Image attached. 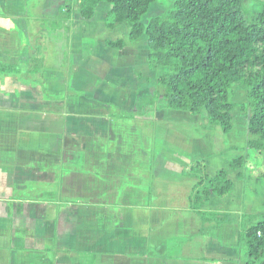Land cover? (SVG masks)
<instances>
[{
  "label": "crops",
  "instance_id": "0c3cea01",
  "mask_svg": "<svg viewBox=\"0 0 264 264\" xmlns=\"http://www.w3.org/2000/svg\"><path fill=\"white\" fill-rule=\"evenodd\" d=\"M25 2L0 0V56L20 61V72H0V264H237V225L224 223L215 236L202 235L199 212L264 211V179L248 175L239 180L242 188L233 198L231 179L229 195H212L201 208L176 203L185 197L181 183L188 164L213 156L203 151L211 149L212 139L207 132L197 135L174 126L175 119L185 116L164 109L163 101L155 108V119L173 122L171 127L158 123L156 134L163 142H156L159 161L154 166L175 178H155L163 184L154 192L149 175L146 185L142 179V201L129 203L135 178L127 171H110L116 161L119 167L129 162L111 146L109 137L118 126L101 105L113 102L100 80L106 76L104 81L112 85L120 72L118 59L102 76L98 71L103 62L96 59L97 53L116 50L105 45L104 51H93L92 32L82 34L77 39L86 55L78 60L76 77L69 66L63 73L62 53L51 59L49 51L43 62V91L38 76L34 81L25 76L31 54ZM100 6L108 11L100 3L84 22H92ZM79 53L75 51V57ZM88 84L93 93L85 90ZM198 115L191 114L184 124ZM155 198L161 203L153 202Z\"/></svg>",
  "mask_w": 264,
  "mask_h": 264
},
{
  "label": "trees",
  "instance_id": "16d2710c",
  "mask_svg": "<svg viewBox=\"0 0 264 264\" xmlns=\"http://www.w3.org/2000/svg\"><path fill=\"white\" fill-rule=\"evenodd\" d=\"M243 1L163 0V12L146 23L142 18L157 0H65L60 12L62 20L78 15L86 21L94 16L100 3H107L108 29L122 26L127 34L124 38L106 40L105 45L118 51L145 37L146 65L157 73L152 96L162 98L164 109L192 115L204 111L207 121L201 128L219 129L226 134L233 127L232 110L238 106L245 117V144L241 149L261 154L264 151V0L259 1L260 9L247 17ZM41 2H25L29 22L40 16L36 9ZM29 47L31 54L25 76L32 81L36 80L32 77L38 76L36 81L44 91L40 78L44 58L37 53L39 43L35 40ZM0 72H20L19 59L0 56ZM234 88L246 91L244 103H235ZM68 89L72 91L71 87ZM239 164L243 171L249 170V176L264 177V170L246 168L254 167L249 158L235 157L230 166L240 168ZM227 173L220 168L210 175L205 159L194 160L183 172L185 186L192 189L184 197L187 207L201 208L212 195H229L233 181ZM199 218L200 233L212 237L221 224H236V261L264 264V211L253 214L200 211Z\"/></svg>",
  "mask_w": 264,
  "mask_h": 264
},
{
  "label": "rangeland",
  "instance_id": "374dc122",
  "mask_svg": "<svg viewBox=\"0 0 264 264\" xmlns=\"http://www.w3.org/2000/svg\"><path fill=\"white\" fill-rule=\"evenodd\" d=\"M259 1L260 0L243 1V12L246 17L256 13L260 9ZM65 3V0H42V2L40 3V7L36 9L40 12V16L33 17V19L29 23L28 33L31 40L29 44H33V41L35 40L37 44L39 43V51H37V53L40 52L44 60L45 57H47L49 51H51V59H54L55 56L57 58V56H60V54L62 53L64 55L63 63L65 65L62 69L63 73L65 72L67 66H69V71L73 70L74 77H76L79 69L78 60H82L83 56L86 55L84 54V51L80 50L81 46L78 41L79 39L77 38H80L82 34L92 32L91 36L93 37H91L92 44H90V47L93 51H97L99 49H104L106 40H117L119 38H124L126 35L123 36L122 31L125 30V34H127V30L122 26L115 29H108L105 21L107 8L101 6L100 8H98L95 18L94 20H92V22L90 21L86 23L84 22V20L81 21L78 15H73L68 20H62L60 9L64 7ZM162 3H164L163 0H157V2H155L149 8L145 16L142 18V21L146 23V21L150 17L160 15L164 10ZM103 4H106V6H108L107 3ZM73 36L74 38L76 37V41L72 39ZM136 43L137 45L135 46L137 47L134 50L133 47H131V44H128L131 49H127L124 47L123 49L118 51H111V54L109 52H102L101 54L97 53L99 56L96 57V59L102 60L103 62V66L101 68L98 67V72L101 76L107 74V72L105 71L106 66L113 64L116 58L118 59L117 66L120 72L117 74V77L115 76V78H113L114 80L111 81L110 79L112 85L109 86L110 82L104 81L106 76H103L100 80L101 83L105 86H102L103 93L105 92L109 97L112 96L113 102L109 103L108 101H102L101 105L102 112H111V117L113 120H115V124H117L118 126L117 132L109 137L111 146L113 148H116L117 155H127L129 162V166L119 167L120 165H118V161H116L115 166H113V168H110V171L113 169L116 170L117 173L121 174H123L124 171H127L128 177L135 178L133 189L134 198L129 199V203L130 201H132V204H134V206H137L135 204H138V201H142L139 200V197L141 198V196L143 195L142 179L146 180V185V183H148V178L150 175L152 181V189L154 192H157V190H160L158 189V184L161 185L163 184V182L157 183V179L155 178H175L173 174H169L168 172H166L165 168H159L156 167V165L154 166V164H158L159 161L158 158H155L157 154L155 150L156 142H163L159 140V137L156 134L159 125L158 123H160L161 127H171V123L173 121L168 117H160V121H157L155 119V108L161 105L163 102L162 98L154 99V97L152 96V92L156 86L157 73L150 71L147 68L145 37L142 36L141 39L136 41ZM75 51L80 52V55L76 54L75 57ZM59 60L60 59L56 61L52 60L51 63H56ZM87 60L88 58L86 56V63L89 61ZM81 62L83 64L84 60ZM46 73L47 72L44 71L40 75V78L43 79V76ZM71 88L73 90V87ZM85 90L88 93H93L94 89L93 86H90L88 84ZM103 96L102 99L105 98ZM245 98V90L234 88V101L237 105L244 103ZM173 112L182 114V117L185 116V119L187 120L190 118L188 116H191V114L188 112ZM232 115L234 124L230 132L226 134H222L219 129L203 130L201 128V125L206 123H202L204 121V118L207 121L204 111H202L200 115L196 116L193 123L191 124H184L185 119L181 117L175 119L173 123H175L174 126L179 127L180 130H187L192 134H196L197 132L198 135L199 133L207 132L209 138L212 139V147L211 149H208L207 152L202 145L199 146V150L201 151L204 149V153H206L207 155L209 153H212L213 156L200 158L205 159V161L207 162V171L210 175H213L215 171L220 168H223L228 172V177L235 181V189L234 193H232L233 198V194L239 191V187H241L237 182L239 180H243L244 177H247L249 170L243 171L244 168L243 166H240V164V168H231L230 164L232 163V160L235 157L239 156H243L246 159L249 158L251 162H254V167H252L253 165L251 167L247 165L246 168H255L256 171L260 172L264 170V151L259 154L252 149L245 150V152L241 149L244 146L245 142L244 113L237 106L232 110ZM229 145L234 147L236 146L237 148L232 149L233 147L230 148L228 147ZM215 155L218 156L214 157ZM164 160L165 159H163L161 163ZM193 161H191V163ZM191 163H189L188 166ZM150 164H152V167H149ZM237 172L242 173L238 176ZM261 178L264 179V177ZM185 184L186 180L182 179L181 192L183 189V195H190L192 189L190 187H186ZM225 198L227 197H224L223 200H226ZM152 199L153 198H151V200ZM155 201L157 203H161V199L157 200L155 198L153 202ZM176 203L186 204V201L182 200L181 202L180 200Z\"/></svg>",
  "mask_w": 264,
  "mask_h": 264
}]
</instances>
